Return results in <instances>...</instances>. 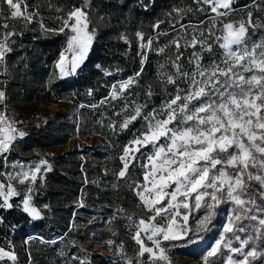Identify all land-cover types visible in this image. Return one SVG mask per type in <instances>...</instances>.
<instances>
[{
    "label": "rangeland",
    "instance_id": "374dc122",
    "mask_svg": "<svg viewBox=\"0 0 264 264\" xmlns=\"http://www.w3.org/2000/svg\"><path fill=\"white\" fill-rule=\"evenodd\" d=\"M18 2L23 16L32 17L31 23L23 16L0 18V25H8L7 28L0 27V42L8 33H15L7 41L11 51L0 61V91L4 92V97L0 99V116L6 118L0 122V128L11 125L17 130V133H13L16 139L9 151L0 154V172L4 173L0 176V183L5 185V193L9 184L21 193L10 197L9 203L22 204V200L30 195L31 206L37 208L41 215L34 219L21 208L0 209V240L18 231L28 232L30 236L39 234L40 239L29 241L30 264H128L129 261L131 264H168L169 261L170 264H204L207 253L222 236L225 241L231 239V247H240V241L232 233L224 231V225L229 223L230 218L234 219L236 214L242 215L235 212L237 206L225 198L226 193H218L221 202L213 209H196L191 196L178 195L173 201L179 206L180 213L176 217L174 230L183 227L182 217L189 215L187 227L193 230L190 232L192 239L169 242L159 235L154 237L160 239V247L165 249L168 260L156 258L159 249L147 237L152 234L153 226L166 227L168 219L161 221L158 217L156 221L149 220L154 212L143 205L131 187L137 183L151 187L143 179V173L149 169H142L141 164L149 163L146 156L152 154V148L145 147L136 153L139 160L133 161L125 177L119 176L124 164L121 160L124 149L142 130L146 121L137 119L124 129L119 125L129 113L126 105H146L144 111L152 113L154 109L163 110L165 102L174 97L178 90L182 95L194 90L188 78L177 74L173 62L191 74L196 71L193 53H197L208 74L213 70V63L224 68L221 63L224 50L216 47L215 42L212 51L206 48L202 51L199 46H184L186 42L191 43L193 36L198 38L199 32L211 36L208 30L214 25L215 35L222 37L224 23L231 22L238 26L251 12L257 30L249 29L248 40L256 44L264 42V0H256V7H252L253 0H235L233 11L211 23L210 18L215 14L211 13L208 5H198L196 0ZM201 7L207 11H200ZM75 8L87 13L86 31L93 34L91 45L104 30L113 32L109 39L116 43L111 47L109 60L106 61L107 58L101 56L100 52L99 57L105 59L107 64L91 80L95 87L85 88L89 86L85 84L83 90L71 84H68V88L61 84L63 81L69 82L68 79L74 77L82 64L75 73L66 77H61L56 67L59 53L67 47L65 35L59 29L63 19ZM11 11L9 8L8 13ZM137 33H141L143 39ZM149 39L151 45L141 47L148 44ZM174 41L181 45L179 49ZM178 52L181 54L179 61L176 60ZM65 56L70 61L72 53L65 51ZM98 65L95 63V67ZM141 68V75L135 82L124 90L122 96L112 100V86L134 77ZM128 71L131 72L123 75ZM166 76H171L176 83H168ZM106 97L109 99L102 103ZM19 131L25 135L20 137ZM0 138H3V134H0ZM45 160L47 164L41 165V172L37 173L33 183V166ZM25 171L29 172V180L23 184L7 178L8 173L15 175ZM28 188H32L30 193ZM139 191L142 189L137 188L136 192ZM148 198L154 199V193ZM242 199L247 197L242 196ZM257 201L264 203L259 197ZM0 203H3V197H0ZM184 203L189 204L188 209L182 207ZM202 203L214 202L206 197ZM209 211L212 212L211 219L206 227H202L199 222ZM142 219L148 225V231L143 230L144 226L140 224ZM252 223L256 222L235 221L233 226L248 227ZM137 231L141 233L143 246L153 248L156 257L151 253L138 255L141 245L134 240ZM237 235L244 240L254 232L249 227L247 233L238 232ZM261 235L262 238L254 243L250 241L244 251L253 247L258 252L264 251V230ZM3 241L6 247L10 245ZM221 251L224 256L211 258L215 264H227L226 256L229 254L234 260H242L239 254L230 253L223 246ZM249 261L250 264H264V256L255 260L250 257ZM0 264L6 263L0 258Z\"/></svg>",
    "mask_w": 264,
    "mask_h": 264
},
{
    "label": "snow or ice",
    "instance_id": "6c2138e0",
    "mask_svg": "<svg viewBox=\"0 0 264 264\" xmlns=\"http://www.w3.org/2000/svg\"><path fill=\"white\" fill-rule=\"evenodd\" d=\"M2 2L12 9L9 14L11 18L23 16L18 0H2ZM234 2L235 0H196L198 5H208L211 13L215 14L210 18V23L233 11ZM256 6V0H253L252 7ZM220 9L226 11L221 12ZM199 10L207 11L203 7ZM23 19L29 23L32 22L31 16H23ZM73 20L74 22H71ZM157 26L154 25V27ZM0 27L7 28L8 25H0ZM181 27L184 26L181 25ZM87 28L88 16L81 8H75L66 19H63L59 32L65 35L67 47L59 53L56 62L61 77L75 73L87 57L93 40V34L86 31ZM249 29L257 30L251 12L248 13L246 20L239 22L238 26H234L231 22L224 23L221 29L224 33L222 37L215 35L214 25L208 30L212 33L211 36L203 31L199 32L198 38L193 36L191 43L186 42L184 46L193 48L199 46L202 51L205 48L212 51L213 42H215L216 47L224 50V59L221 61L224 68L213 63V70L208 74L200 63L201 56L193 53L196 71L191 74L184 72L178 63L173 62L177 74L188 78L194 89L192 92L182 95L178 90L174 97H170L165 102L163 110L154 109L152 113L144 111L146 105H126L129 113L119 125L120 128H128L137 119H143L146 123L130 145L125 147L124 155L121 157L124 161L123 169L119 172V176L125 177L133 161L139 160L136 153H139L142 148L151 147L152 154L146 156L149 163L141 164L142 169H149L143 173V179L151 184V187L138 183L131 187L143 205L154 212V215L148 218L149 220L156 221L158 217L161 221L168 219L166 227L153 226L152 234L147 237L159 249L158 257L153 248L143 246L141 233L136 232L134 240L141 245L139 256L151 253L153 257L160 260H168L165 249L160 247V239H154L158 235L169 242L192 239L190 232L193 230L187 227L189 215H183L184 226L174 230L176 217L180 213L179 206L173 201H176L178 195L191 196L195 201L196 209L202 207L213 209L221 202V195L224 193H226L225 198L233 201L237 206L235 212L242 213V215L236 214L234 219L230 218L229 223L224 225V231L232 233L234 238L240 241V247H231V239L225 241L222 236L221 240L207 253L204 264H215L212 257L224 256L225 254L221 251L222 246L229 249L230 253H236L242 257V260H234L229 254L226 256L227 264H250V257L255 260L264 256V251L258 252L255 247L247 252L244 251L250 241L254 243L255 240L262 238L261 233L264 230V218H260L264 217V203L257 201V197L264 201V114H262L264 113V42L260 44L250 42ZM14 34L8 33L0 42V61H3L6 53L11 51L7 41ZM136 35L143 39L141 33ZM221 39L222 43H220ZM151 43L149 39L148 44H142L141 47H149ZM173 43L177 49L181 47L178 42ZM65 51L72 53L70 61L65 56ZM180 56L178 52L177 61ZM142 70L141 68L134 77H130L119 85H113L110 98L116 100L122 96L124 90L128 89L141 75ZM197 77L204 79H197ZM165 79L168 83H176L171 76H166ZM3 97L4 92L0 91V99ZM108 99L106 97L102 103L107 102ZM5 119L4 116H0V122ZM13 133H17V130L11 125L0 128V134H3V138H0V154L9 151L12 142L16 139ZM18 135L23 137L25 133L19 131ZM46 164L45 160L33 166L35 168V171L31 173L33 183L36 181L37 173L41 172V165ZM3 175L4 173L0 172V176ZM157 177H159L158 181ZM7 178L15 179L23 184L29 180V172L15 175L8 173ZM253 182L256 183L253 184ZM4 186L0 183V197H3L0 209L17 207L34 219L40 217V211L31 206L30 195L22 200V204L13 205L8 202L9 198L19 196L21 193L10 184L5 193ZM137 188H141L142 191L136 192ZM168 189L172 190L168 191ZM209 189L212 191H208ZM27 191L30 193L32 188H28ZM153 193L155 198L149 199L148 197ZM242 196H246L247 199H242ZM167 197L170 199H166ZM206 197L214 203H202ZM182 207L188 209L189 204L184 203ZM211 216L212 212L209 211L208 215L199 222L200 225L206 227ZM242 220L256 223L248 227L236 225L234 228V222ZM140 224L144 226V231H148V225L143 219ZM249 227L254 235H247L246 239L241 240L237 233H247ZM109 243L111 244V241ZM3 257L15 260L14 253L0 248V258ZM128 264H131V261Z\"/></svg>",
    "mask_w": 264,
    "mask_h": 264
},
{
    "label": "trees",
    "instance_id": "16d2710c",
    "mask_svg": "<svg viewBox=\"0 0 264 264\" xmlns=\"http://www.w3.org/2000/svg\"><path fill=\"white\" fill-rule=\"evenodd\" d=\"M111 35H113V32L107 31H101L99 35L96 36L93 44L90 47V51L85 58L84 62L82 63V66L78 69L76 74L73 78H69V82L63 81L61 84L68 88V84H71L72 86H76L79 90H83L85 84H89L87 87H95L93 86L91 80L99 73V69L106 66V61L110 59L112 51L111 47L112 45H115L116 43L111 42L109 38H111ZM100 52L102 53L101 56H105L107 59H101ZM95 63L99 64V67H95ZM129 72H125L123 75H127ZM91 82V83H89ZM95 89V88H94ZM38 224V223H37ZM106 264V263H105Z\"/></svg>",
    "mask_w": 264,
    "mask_h": 264
},
{
    "label": "crops",
    "instance_id": "0c3cea01",
    "mask_svg": "<svg viewBox=\"0 0 264 264\" xmlns=\"http://www.w3.org/2000/svg\"><path fill=\"white\" fill-rule=\"evenodd\" d=\"M8 6L7 4L3 3L0 0V18L7 19L9 15L8 13ZM36 238L37 240L41 237L39 234H33L30 236V233L25 232H14L11 235H8L7 238L0 240V248H3L6 252H12L15 254V260H11L8 257L1 258L5 261L6 264H30L29 262V255H30V240ZM7 241L10 245L6 247L4 245V241Z\"/></svg>",
    "mask_w": 264,
    "mask_h": 264
}]
</instances>
